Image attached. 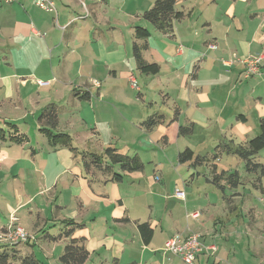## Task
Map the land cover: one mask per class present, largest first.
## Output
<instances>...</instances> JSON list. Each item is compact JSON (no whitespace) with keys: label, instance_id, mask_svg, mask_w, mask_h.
<instances>
[{"label":"crops","instance_id":"obj_1","mask_svg":"<svg viewBox=\"0 0 264 264\" xmlns=\"http://www.w3.org/2000/svg\"><path fill=\"white\" fill-rule=\"evenodd\" d=\"M154 1H148L147 5L152 7ZM208 1L177 0L176 8L184 15L175 22L171 34L158 31L143 18L147 9L144 8L138 13V16L148 22H145L146 24H150L153 30L169 40L158 48L154 60L146 58L148 46L143 52L145 60L160 65L161 76L164 77L165 74L169 77L162 82L163 89L160 91L163 99L159 105L151 106L150 110L143 107L144 114L137 118L123 114L124 119H121L123 125L136 135L125 136L129 142L122 148H113L122 155H137L144 163L142 170L132 172L122 170L119 164H112L105 153L106 149H96L92 145V148L88 149L75 146L72 142V147L76 150L62 144L53 145L49 135L43 132L48 125L40 120V115L50 106H54L58 123L51 130L55 133H67L58 131L62 129L59 126L62 115L60 107L54 102L43 104L42 97L50 98L49 95L53 91L57 94L62 92L61 89L66 87L65 79L72 73H77V77L81 79H87L88 87L77 92L79 97L90 102L93 98L98 100L93 110L96 115L93 132L99 134L98 130H104L106 125L112 124L114 113H104L103 109L100 111L99 106L101 98L107 93L101 89L102 84L96 87L92 83V78L97 77L100 69L97 51L93 46V29H89L81 39L75 30L72 33L68 31L73 24L70 22L83 14L73 18L67 16V21L59 24V13L56 16L52 15L53 12L40 11L37 6L33 7L36 0H16L10 3L16 4L18 9H15L14 14L0 16V113L8 116L14 109L22 113V119L39 115L36 125L34 124L35 131L46 138L47 152L51 157L46 160V164H38L43 148H36V144L27 134L26 126L18 125L19 120L13 124L8 122V131L5 124L0 125L3 129L0 132L3 137L0 145V198L7 200L6 207L0 205V211L4 208L9 213L15 212L17 216V212L28 208L33 215L31 200L25 201L26 195L35 192L37 187L39 191L36 193L57 187L58 196L54 198L56 207L61 211L71 210L73 214H65L62 218L57 215L56 218L59 217L61 229L70 220L80 224L74 230L73 237L85 239L86 249L90 253L88 264H177L176 258L181 261L182 259L166 251L165 245L168 239L178 233L200 235V242L206 248L197 254L195 264H211L212 260L214 264H221L225 261V256L220 254V251L227 246L229 240L237 236L238 227L243 223L242 219L237 223V217L229 216L233 212L237 215L238 202L233 206L227 205L229 196L225 195V192L223 197L216 195L213 198L207 192L212 190L209 189L211 187L204 188L205 196L198 195L196 199L191 197L186 191L190 178L181 177L183 166L180 165L187 163H181L178 156L187 147L198 155L211 156L222 141L241 143L251 139L253 133H259L260 120L264 118V73L258 77H248L242 60L236 65L233 61L236 56L246 58L258 51L264 34L259 31L262 26L258 24V13L247 3L249 0H227L226 7H220L219 0ZM202 5H206L205 9H201ZM146 24L142 26L149 28ZM140 43H144L143 40H140ZM67 59L69 62L74 60L73 68H65ZM165 66L173 69L165 72ZM261 68L264 70V62ZM137 70H140L138 66ZM110 73L115 77L118 74L116 70H110ZM70 81L71 79L67 82ZM246 81L251 89L249 91H244L243 88L246 87ZM138 91V98L145 104V93L140 87ZM217 97L219 100H216ZM152 115L162 117L157 127L171 128V132L166 133L168 136L161 135L159 140H162V137L167 138L166 149L170 144L176 145L172 163L175 164L176 161V166L179 167L176 170L178 176H174L173 181L166 178V173L151 153L149 162L154 164L153 174L146 173V155L153 148L151 141L150 145H146V129L151 131L156 126L147 128L144 121ZM212 123L218 124L215 126L217 134L209 137V133L213 132L209 129ZM191 124V134L179 133L181 126ZM202 130L206 133V141H202L206 142V148H200L201 144L194 142V139L198 140V134ZM36 136L40 138V135ZM96 137L99 140L100 136ZM140 139L145 143L142 146L137 143ZM71 140L73 141V138ZM225 156L227 157L224 159ZM236 158L237 156L232 154H220L214 162L216 172H232ZM223 159L226 163H222ZM46 173L50 175L45 177ZM114 173L122 174V181L112 180ZM196 174L198 176L201 172L197 170L193 173L192 181L198 179ZM206 175L207 182L213 184V190H216L218 186L211 180L212 170L209 169ZM156 176L161 179L157 180ZM38 179H51L52 184L47 189H41L43 183ZM62 179L63 182H60ZM157 181L162 187H153ZM177 189L184 190L185 197L178 196ZM151 190L156 193L155 198L150 194ZM9 195L13 196V201L8 200ZM176 213L181 214L182 218H177ZM184 213L186 216L199 213L198 218L192 219L202 218L203 221L185 228L182 223L179 224ZM124 218L128 220H123ZM9 222L0 217V229ZM143 222H149L153 228L150 242H146L139 229L138 225ZM46 224L47 221L38 213V217L32 220L30 225L37 241L27 243L28 246L24 243L15 247L16 257L31 253L36 255L37 252L43 251L45 257L50 258L52 255L56 261H46V264H62L55 253L50 254V251L45 249L43 239H38L36 234L40 229H44ZM49 235L51 234L47 233L45 241H51ZM219 239L223 243L216 242ZM212 245H215L216 249H207Z\"/></svg>","mask_w":264,"mask_h":264},{"label":"rangeland","instance_id":"obj_2","mask_svg":"<svg viewBox=\"0 0 264 264\" xmlns=\"http://www.w3.org/2000/svg\"><path fill=\"white\" fill-rule=\"evenodd\" d=\"M148 1L150 2V0ZM148 1H55L59 13V24H64V22L67 21V16L69 18H73L81 13L83 14L79 15L78 18H74L70 22V24H73L68 29L69 33H72V31L75 30L78 34V38L81 39L85 37L89 29H93L92 34H94L95 37L93 40V46L96 48L97 51V58L99 59L100 69H98L97 77L92 78V83L96 87H100L102 84L101 89L107 93L105 97L101 98L102 101L99 100L100 111L101 109H103L104 113L106 111H109L110 114L114 113L111 125H106L104 130H98L100 132L99 134L93 132L96 117V115H94L93 110L96 108L98 100L96 98H93L92 102H90L85 98L79 97V94L77 92L80 89L86 88L88 86L86 85L87 79H81L77 77V73H72L70 77H67L65 79L66 87H63V89H61L62 92L57 94L55 91H53L49 95L50 98L43 99L42 97L43 104L54 102L58 107H60L62 115L59 126L62 129H58V131L67 132L70 135L71 139L73 138V141L71 140V142L74 143L75 146L78 145L84 148L87 147L88 149L92 148V146H95L96 149L102 148V150H105L109 146L122 148L125 144L129 142L126 138L127 136L129 137L136 135L134 131H129V129L123 125L121 121V119H124L123 114L130 118H137L144 114V112L142 111L143 107H146L150 110L151 106H156L161 103L163 99V94L160 91L161 89H163L162 82H165L167 80V77L169 76L164 74L163 77L159 73L144 74L140 72V70H137V64L134 60L132 52V44L135 40V26H142L143 24L148 23L141 16H138V13L141 12L142 9L145 8L146 10L151 7V5H147ZM210 1L211 0H209L208 2ZM247 3L251 4L254 7L255 11L258 13V24L262 26L259 31L264 34V0H249ZM219 5L220 7H226L227 0H219ZM35 6L37 5L34 3L33 7ZM205 7L206 5H202L201 9H205ZM15 9H18L16 4H0V16H4L5 14H14V12L16 11ZM37 9L43 11V9L39 8L38 6ZM53 14L55 13H52V15ZM83 17H87V19L84 20ZM146 25L149 26L148 29L150 31L152 30V34L151 37L148 39L149 50H145V55L146 58L154 60L155 56L159 51L158 48L162 45L163 42L169 40H166L163 34L153 30L150 24ZM253 28H255V26H253ZM257 50L258 51L251 53L246 58L250 56L264 55V39L263 43H261V46H259ZM234 58L235 59L233 62L235 63V65L241 60L245 65L244 60L246 58H244L243 56H236ZM68 62L69 59L65 61L66 69H71L75 66L74 60L70 61L69 63ZM171 69L173 68L166 66L163 67V71L165 72H168ZM110 70H116L118 73L117 76L115 77L113 73H110ZM129 71L130 73L129 75H127ZM263 73L264 70H262L261 68L259 73L251 76L258 77L260 76L259 74ZM68 74L69 73H66V75ZM107 74H110V76ZM107 76L109 78H107ZM129 76L136 77L137 86L140 87V90H142L143 93H145V98L147 101L145 104L142 103V99L138 98V87H133L132 83L128 80ZM69 78L71 79V81L67 82L70 80ZM96 82H98L99 85H97ZM247 84L248 82L246 81V87H243L244 91L251 90L247 86ZM57 86H59V83H57ZM217 99L219 100L218 97L216 98V100ZM21 116L22 113L14 109L8 116L3 113H0V125L5 124V128L8 131V122H11L13 124L14 121L19 120L18 125L20 127L26 126L27 134L31 137L32 142L36 144V148L44 149H41V157H39L38 159V164H46V160L51 157L50 154L47 152V141L43 135L41 136V134H39L37 130L35 131L34 127L36 119L39 115H36L33 118L28 117L24 119H22ZM145 118H147V116ZM215 126L217 127L218 124L216 125L215 123H212L211 127L209 128L213 131L210 132L211 134L209 133V137H211V135L216 136L217 129ZM169 132H171V128L169 126H164V128L156 126L151 131L146 129V145H150L149 142L151 141L153 145L151 147L153 148L151 151L147 152L148 155H146L145 165L147 167L146 173L153 174L152 168L154 164L152 165L149 162V154L151 153V155H153L157 160L156 162L166 173V178H168L169 181L170 179L171 181H173L174 176H178V172L176 170L179 167L176 166V161L175 164L172 163L173 158L176 154V145L170 144L169 147L166 149L165 143L168 144L166 142L167 138L162 137V140H159V136L167 135L169 134ZM36 135H40V138H38ZM97 135L100 136L99 140L96 137ZM198 135L199 141L194 139L195 144H201L200 148H206V142H202L206 137V133L202 130L199 132ZM255 136L256 135L253 133L251 137L253 138ZM137 143L140 146L145 144L142 142V139L137 141ZM132 144H134V142H132ZM226 157L227 156H225L224 159ZM237 158L234 163L232 172L238 171L241 177V184L236 189L227 187L225 190V195L229 196V198L227 199V205L233 206L238 202L237 215L235 214V212H233L230 213L229 216L231 215L232 217H237V223L240 219H242L243 223L240 227H238L239 231L237 236L229 240L227 242V246L221 249L220 254H223L225 256V261H223L221 264H264V192L261 187L257 188V180L255 175L247 173V171L245 170L244 162L241 158ZM224 159L222 163H226V160ZM256 160L258 162H264V149L259 152L256 157ZM180 166H183L181 177L184 179L190 178V181L186 185V191L191 195V197L193 196L196 199V196L198 195H201L202 197L205 196L204 193H206V189L204 188L206 187H211L209 189L212 190H208L207 192L213 198L216 195H221V197H223L224 190L220 188H215L216 190H213V187L215 186L207 182L206 174H208L209 172V167L206 166V164L197 167V170L200 171L201 174L198 176L196 174L195 177H197L198 179H194L195 181H192L191 176L193 175V173H196L197 170L195 168H191L188 163L181 164ZM48 175H50V173H46L45 177H47ZM63 180L64 179L60 180V182H63ZM38 181L43 183L41 185V189H47L52 184L51 179H38ZM153 187L159 188L162 187V184L157 181V183H155ZM262 187H264V179L262 181ZM57 190V187H55L52 188V190L50 191L47 190L40 193H36L37 191H39V188L37 187V190L35 192H30L25 197V201L31 200L30 206L33 207V215H31V213L28 211V208H24L17 212V216L20 218L21 225L28 231L30 235L34 237L31 241H37L35 233L32 232L30 225L32 220L38 217V213L41 214V216L47 221V224L45 225L44 229H40L38 232H36V234L38 236V239H43L42 243H44L45 249L49 250L50 254L55 253L58 258L63 253L64 248L69 241L67 239H61L55 242L45 241V236L47 235V233H50L52 235H58L62 231L58 218L66 216L65 214L73 213L71 210L61 211L59 208L56 207L54 198L58 196L56 194ZM199 192L200 194H197ZM234 192L239 193L232 195ZM150 194L154 198L156 197V193L152 190ZM8 200L13 201V196L10 197L9 195ZM156 200H158V198H156ZM159 200L162 201L160 197ZM191 200L193 199L191 198ZM6 201V198H3V200L0 198V205L5 206ZM2 210L3 211H0V217L8 223L10 221L12 213H9L7 210H4V208ZM57 215H59L58 218H56ZM176 217L180 219L182 218L181 214L178 213H176ZM201 221H203L202 218L198 220H193L191 216H186V213H184L183 220H179V224L182 223L183 226L187 228L189 225L193 227L194 224H198ZM216 242L223 243L222 241H220V239L216 240ZM39 243L41 244V242ZM25 244L28 246L27 243ZM227 247L230 250L231 254H229V250H227ZM13 249L14 247L0 246L1 252L13 251ZM35 256L38 260L41 261L42 264H46V261L50 263H52L53 261L56 262L52 255H50V258L45 257L46 254L43 251L37 252ZM176 262L177 264H185L179 258H176ZM211 264H214L213 260L211 261Z\"/></svg>","mask_w":264,"mask_h":264},{"label":"trees","instance_id":"obj_3","mask_svg":"<svg viewBox=\"0 0 264 264\" xmlns=\"http://www.w3.org/2000/svg\"><path fill=\"white\" fill-rule=\"evenodd\" d=\"M177 0H155L151 8L147 9L143 13V18L151 23L158 31L164 34H171L174 29V24L177 20H180L184 13L176 8ZM135 42L133 46V56L138 68L146 74H158L160 72V65L156 62H148L145 60L143 52L147 48V40L151 36V31L141 25L135 26ZM143 40L144 43H140ZM40 120L44 121L48 127L43 129V132L49 135L53 145H66L72 147L71 137L68 133H55L51 129L55 128L58 123V115L54 106L47 108L40 116ZM162 117L159 115H152L144 121V125L147 128L156 126ZM3 131L0 128V132ZM193 132V125L181 126L179 133L181 135H189ZM1 139L0 136V145ZM73 148V147H72ZM264 149V118L260 120L259 133L244 142L234 143L233 141H222L217 145L216 152L211 156L198 155L193 149L187 147L179 153L178 159L181 163H188L191 167L197 169L198 166L206 164L209 169L212 170V182L218 186V188L226 190L227 187L238 188L241 184V177L238 171L230 173H218L216 172L215 160L220 154H232L242 159L244 162L245 170L247 173L255 175L257 180V188L262 187V181L264 179V162H258L256 160L257 155ZM73 150H76L73 148ZM106 155L110 158L112 164H119L124 171H139L144 168V163L140 158L129 155H122L117 152V149L113 147H107L105 150ZM123 175L119 173L113 174L112 180L122 181ZM233 193L232 195H235ZM123 220H128L124 218ZM80 224L74 220L67 221L65 227L58 235H49L51 241H59L61 239H68L63 253L59 256V260L62 264H88L89 251L85 246L84 238L73 237L74 230ZM140 231L143 233L146 242H150L153 237V228L149 222H143L139 225ZM31 242V241H30ZM28 242V243H30ZM21 244L6 245L0 244V246L14 247L13 251H0V264H42L38 260L35 254H25L20 257L17 256L15 247Z\"/></svg>","mask_w":264,"mask_h":264},{"label":"built area","instance_id":"obj_4","mask_svg":"<svg viewBox=\"0 0 264 264\" xmlns=\"http://www.w3.org/2000/svg\"><path fill=\"white\" fill-rule=\"evenodd\" d=\"M16 0H0V3L10 4ZM36 5L48 12H53L58 15V10L54 0H37ZM214 47V46H212ZM264 61V55L250 56L244 60L246 65V75L251 76L259 73ZM130 81L133 87H137V81L134 76L130 77ZM99 85L98 82H96ZM157 180H160V176H156ZM177 195L185 197V191L177 189ZM193 218H198L199 213H192L190 215ZM20 219L15 215V212L11 215L10 222L7 226L0 229V244L15 245L28 243L34 238L28 233V231L20 224ZM198 233H191L182 235L178 233L167 240L165 250L180 257L185 264H195L197 254L206 248L199 239ZM216 249L215 245L207 247V249Z\"/></svg>","mask_w":264,"mask_h":264}]
</instances>
